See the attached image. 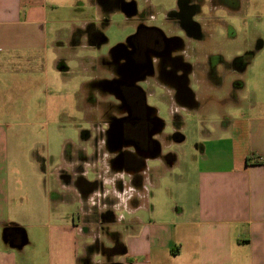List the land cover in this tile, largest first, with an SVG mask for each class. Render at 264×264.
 Segmentation results:
<instances>
[{"label":"crops","instance_id":"obj_1","mask_svg":"<svg viewBox=\"0 0 264 264\" xmlns=\"http://www.w3.org/2000/svg\"><path fill=\"white\" fill-rule=\"evenodd\" d=\"M86 1L0 0V264H103L88 223L89 203L72 177L68 141L56 162L49 148L44 155L35 149L41 93L55 77L64 86L72 83L63 74L69 67L62 46L76 45L79 35L87 38L88 28L96 27L76 13ZM112 1L90 0L98 10ZM118 3L135 6L133 0ZM261 71L253 85L226 89L210 78L216 72H188L182 98L167 87L171 111L181 106L201 117L199 141L188 158L166 149L169 138L163 137L164 147L152 157L158 164L148 163L142 188L129 183V195L121 198L129 208L120 215L124 251L111 264H264ZM90 81L77 83L87 95ZM182 122L178 116L176 124ZM172 138L182 142L185 135L179 129ZM106 159L93 167L110 169Z\"/></svg>","mask_w":264,"mask_h":264},{"label":"rangeland","instance_id":"obj_2","mask_svg":"<svg viewBox=\"0 0 264 264\" xmlns=\"http://www.w3.org/2000/svg\"><path fill=\"white\" fill-rule=\"evenodd\" d=\"M118 1L113 0L108 6L102 2L101 10H98L97 5L89 0L86 1L83 10L76 12L85 13V17L95 21L96 27L88 28L87 38L79 35L78 40L75 39L76 45L69 46L66 42L62 46V63L69 67L63 74L70 77L72 83L64 86L60 80L57 81L60 77H55L57 83L50 84L41 93L40 115L38 113L35 122V149L40 155H44L45 149L49 148L56 154L54 162L64 151L66 141L68 146L66 145L65 149L70 152L79 153L81 150L79 148H83L85 154L93 155V150H85V146L92 142V138L86 136H92L91 121L96 119L97 110L91 106L89 93L87 95L77 83L92 80L88 86L95 87L92 86L94 85L92 83L96 82L95 75L105 76L109 70L108 67L101 66V58L136 31L138 19L143 18L148 25L162 27L169 25L170 28H175V22L171 21L173 18L169 12L177 7L180 0H133L138 13L134 12L131 15L120 8ZM188 4L199 8L196 20L204 24L203 31L209 32L205 36V41L195 43V46L200 50L206 49L207 53H211V61L215 58L216 64H221L225 70L224 72L219 70L218 66L214 71L216 74L210 78L225 83L224 89L230 87L232 83L241 86L256 83L262 73L261 70H264V0H189ZM192 85L195 89L198 88L196 81H192ZM147 90L148 102L160 108V115L167 123L164 130L169 138L166 141V145L168 144L166 149L181 151L188 158H192L199 141L198 127L201 121L199 123L197 121L201 117L198 113L179 106L176 111L186 122L177 125L168 104L170 95L167 94V90L157 83L152 84ZM89 116H94V119L91 120ZM179 129L185 135L182 142H176L172 138ZM103 159L107 160L105 155ZM157 164L155 161L149 162L153 167ZM103 167L105 180L111 179L110 169L105 163ZM162 168L164 169V166ZM150 174L154 176L153 173ZM88 177L94 179L96 174L90 173ZM124 182L126 183L124 188L128 191L129 183ZM154 190L153 186H149L150 192ZM116 194L118 201L115 219L104 220L101 216L90 215L88 220V223L92 222L91 226L95 227V240H100L101 246H96L95 250H101L103 264H111L119 258L120 254L115 252L122 250L123 226L126 225V220L120 215H127L128 212H124V208L128 207L121 198L129 194L123 191ZM93 197L94 195L90 199ZM119 199L121 203L123 202L121 206L118 204ZM76 210L77 204L72 201L70 211L74 214Z\"/></svg>","mask_w":264,"mask_h":264},{"label":"flooded vegetation","instance_id":"obj_3","mask_svg":"<svg viewBox=\"0 0 264 264\" xmlns=\"http://www.w3.org/2000/svg\"><path fill=\"white\" fill-rule=\"evenodd\" d=\"M188 2L178 1L177 7L169 12L175 28L148 25L140 18L136 31L101 58V66L109 68L108 75H97L96 82L92 83L95 87L89 90L91 106L95 107L97 115L96 119L89 116L94 119L91 121L93 137L86 136L92 138V142L85 150L92 149L93 155L85 154L83 148H79L82 150L79 153L68 155L73 164L75 184L89 203V217L115 219L117 191L129 194L124 181L142 188L148 163L163 148L167 123L160 115V108L148 102L147 88L157 83L164 89L170 87L174 97L182 98L188 72L205 70L212 73L218 66L219 70L225 71L221 64H216L215 58L211 61V53L195 46V43L205 41L209 32L203 31L204 24L196 20L199 8ZM123 9L128 10V15L138 13L136 5L131 10ZM172 116L176 123L179 115L175 109ZM104 155L111 164L109 180H105L101 168L92 165ZM100 163L98 161V165ZM90 173H95L96 177L89 179ZM124 212L128 210L124 208ZM94 244L101 246L99 239Z\"/></svg>","mask_w":264,"mask_h":264},{"label":"trees","instance_id":"obj_4","mask_svg":"<svg viewBox=\"0 0 264 264\" xmlns=\"http://www.w3.org/2000/svg\"><path fill=\"white\" fill-rule=\"evenodd\" d=\"M123 251H124V244L122 243V250H120V251L117 250L115 253L121 254V253H123Z\"/></svg>","mask_w":264,"mask_h":264},{"label":"water","instance_id":"obj_5","mask_svg":"<svg viewBox=\"0 0 264 264\" xmlns=\"http://www.w3.org/2000/svg\"><path fill=\"white\" fill-rule=\"evenodd\" d=\"M113 264H122V263H113Z\"/></svg>","mask_w":264,"mask_h":264}]
</instances>
